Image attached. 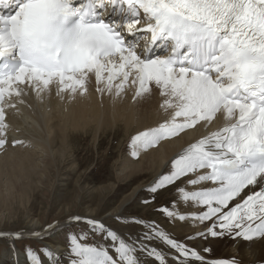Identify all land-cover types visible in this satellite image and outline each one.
Listing matches in <instances>:
<instances>
[{
  "label": "snow or ice",
  "instance_id": "obj_1",
  "mask_svg": "<svg viewBox=\"0 0 264 264\" xmlns=\"http://www.w3.org/2000/svg\"><path fill=\"white\" fill-rule=\"evenodd\" d=\"M92 78L101 97L134 87V100L163 98L167 118L132 137L133 158L203 130L142 201L151 206L170 190L176 199L159 211L203 227L181 241L117 210L0 229L6 264H264V0H0V150L7 110L24 104L27 90L42 105L53 89L71 103ZM134 226L136 236L120 231ZM59 233L62 254L52 239ZM220 242L236 255L211 258Z\"/></svg>",
  "mask_w": 264,
  "mask_h": 264
},
{
  "label": "bare ground",
  "instance_id": "obj_2",
  "mask_svg": "<svg viewBox=\"0 0 264 264\" xmlns=\"http://www.w3.org/2000/svg\"><path fill=\"white\" fill-rule=\"evenodd\" d=\"M95 88L93 79L91 86L88 87V95L77 96L71 103L67 99L61 102L53 89L51 97L46 100L45 104L36 107L30 117L31 125L29 127L21 126L22 138L26 139L29 147L25 151L15 148L0 156V178H4L2 183L5 187L4 193L0 187V202L2 204L10 203L11 205L17 200V196L22 203V198L29 193L27 190H34L32 184L27 185L23 181L24 179L29 181L32 175H36L38 182H42V178L50 176L45 172L53 164L66 163L72 149V134L74 132L93 129L95 137H99L104 133V130L123 124L124 126L119 129L123 128L126 130H124L126 135H131L149 127H156L167 118L159 107L163 98L159 96L158 92H154L148 99L134 100L133 92L135 90L131 88L129 91H125L120 98L113 99L107 94L101 97ZM215 123H218L220 127L223 120L218 119ZM119 132L120 130H117L113 136ZM200 136L201 132H188L180 138L165 141L158 149L149 150L136 162L130 161L122 164L120 169H117V181L127 180L124 183H128L133 178L150 175V178L153 177L152 183L166 162H170L169 160L173 159L184 146H187V143L194 142ZM142 184H137L130 192H127L108 216L117 210L122 212L124 206L121 207V202H130ZM110 187L99 186L95 192L98 195H104L111 191ZM27 199L29 200L30 197ZM192 211H198V209H192ZM95 213H97L96 208H88L87 216H96ZM202 227V225L193 227L191 221H177L174 222V228L169 227L168 231H172L175 238L184 241L187 236L195 234ZM43 228L45 227L39 219L29 226V229L34 230ZM140 230L142 231L140 226H134L131 229H121L120 231L125 234L130 231L133 236H136ZM153 243L164 247L159 242L154 241ZM230 244L231 242H220L210 245L213 249L211 258H229L236 255ZM228 247H230V251L226 250ZM57 251L62 254L64 249L62 250V247L59 246ZM3 257L5 261L3 264H6L7 257ZM61 259L63 262V255H61Z\"/></svg>",
  "mask_w": 264,
  "mask_h": 264
},
{
  "label": "rangeland",
  "instance_id": "obj_3",
  "mask_svg": "<svg viewBox=\"0 0 264 264\" xmlns=\"http://www.w3.org/2000/svg\"><path fill=\"white\" fill-rule=\"evenodd\" d=\"M121 126L124 125L119 124L111 129H106L99 137H95L93 129L85 132H74L72 134V149L69 152L66 163L53 164L45 172L50 174V176L42 178V182H38V176L36 175H32L29 181L24 179L23 181L27 185L32 184L34 190H27L29 193L22 198V203L18 196L17 200L11 205L10 203L2 204L0 202V229H29L31 223L37 221V219L40 220L43 227L55 221L64 223L70 216H87L88 208H96V216H108L117 206L120 194L127 190L126 187L121 188L122 185H130V190L134 187L131 181L129 183H124L127 180L117 181V168L114 167L115 163L110 160L112 157L107 156L108 152L112 151L111 142L115 141L119 136V138H122L121 142L124 139L122 136H127L125 129H119ZM117 130H120V132L113 136V133ZM113 146V153L118 157L120 155V145ZM102 157L107 159L108 164L105 167V171L103 168L100 170L97 177L98 181H96L94 177L99 170L92 169L91 166L96 160L97 164L100 165ZM76 161H80L84 165L73 168V164ZM3 179L0 178V187L4 193ZM148 179L150 180V175H143L140 177L138 184L143 183V186ZM106 185L111 186L110 192L104 195H98L95 192V189L99 188V186ZM117 186H119L118 189H116ZM112 195L113 198H111ZM27 197H30V199L28 200ZM98 201H103L102 207H98ZM143 210L145 209L133 210L129 207L124 209L123 214L139 215ZM145 216L147 218L151 217V215L147 216V214ZM154 222L157 223L156 220ZM75 230L78 231L79 229ZM59 234L55 238H58ZM96 239L98 241L100 238L97 237ZM53 240L55 241V239ZM55 243L57 245L60 244L58 241H55ZM0 245L2 247L1 243ZM3 262L5 261H2V264Z\"/></svg>",
  "mask_w": 264,
  "mask_h": 264
}]
</instances>
